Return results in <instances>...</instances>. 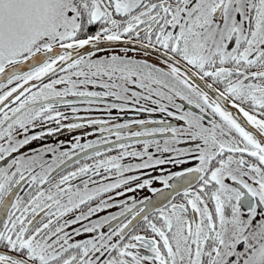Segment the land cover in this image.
<instances>
[{
  "label": "snow or ice",
  "instance_id": "snow-or-ice-1",
  "mask_svg": "<svg viewBox=\"0 0 264 264\" xmlns=\"http://www.w3.org/2000/svg\"><path fill=\"white\" fill-rule=\"evenodd\" d=\"M0 264H264V0H0Z\"/></svg>",
  "mask_w": 264,
  "mask_h": 264
},
{
  "label": "flooded vegetation",
  "instance_id": "flooded-vegetation-1",
  "mask_svg": "<svg viewBox=\"0 0 264 264\" xmlns=\"http://www.w3.org/2000/svg\"><path fill=\"white\" fill-rule=\"evenodd\" d=\"M104 53H100V55H103ZM129 55H133V53H129ZM47 82V81H46ZM62 111H66L65 109H61ZM81 115H91L93 117H101V118H107V114L106 113H101V112H92V113H81ZM113 115H116L115 112H113ZM125 118H150L148 117L147 114H142L140 117H136L134 112H128L125 114ZM152 118H159V114H155L154 117ZM122 122V121H120ZM93 129L91 128H84V129H79V130H74L72 133H68L67 130H65L63 132V134L57 135L55 137H49L47 140L44 141H39V142H35L33 144V147L39 146L40 144H53L55 145L58 141H64V147L61 150H67L70 145L68 144L69 141L72 140L73 137L77 136V135H81V143H85L88 140H94L97 139L99 133H97L96 135H83V133L86 132H92ZM110 139H115V137H110ZM76 151H79V149H76ZM111 154H115V152L111 153ZM83 155V154H81ZM85 161L81 160V163H84ZM88 163H91V161H88ZM75 167V165H74ZM162 168H164L165 170H172V171H176L179 170L178 168H174L173 165L171 164H166L161 166ZM71 170V169H69ZM160 172L159 170H157V172L152 173V175H159ZM152 187L155 188H162L163 186L159 183V182H154ZM129 196H134L137 199L143 198L145 196H152V193L148 192L146 189L145 190H139L136 193H128ZM110 211H117V209H111ZM103 214V213H102Z\"/></svg>",
  "mask_w": 264,
  "mask_h": 264
}]
</instances>
